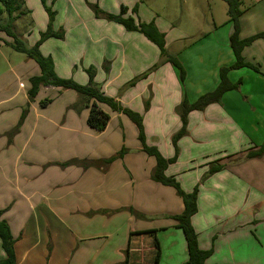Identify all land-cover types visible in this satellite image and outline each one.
<instances>
[{
    "label": "crops",
    "instance_id": "0c3cea01",
    "mask_svg": "<svg viewBox=\"0 0 264 264\" xmlns=\"http://www.w3.org/2000/svg\"><path fill=\"white\" fill-rule=\"evenodd\" d=\"M22 1L23 15L13 27L31 47L40 36L29 37L30 28L26 38L18 33L17 23L28 14L27 0ZM241 12L240 40L264 32V8ZM118 26L122 29L75 25L69 36L52 26L57 34L63 30V38H50L39 50L51 57L56 76L79 85L88 81L85 70L95 68L103 95L142 117L146 145L165 159L176 157L165 175L184 193L198 188L191 225L199 248L212 251L205 264H264V39L241 52L257 71H230L228 80L240 82L239 88L218 104L190 112L186 135L174 146L172 138L182 127L179 105L214 91L220 69L235 63L232 25L219 38L170 53L165 44L185 71L183 81L155 45ZM10 41L0 32L3 60L5 50H12L5 44ZM48 43L55 48L43 50ZM68 46L82 49L83 57H65ZM39 75L27 58L13 72L0 74V188L7 190V212L0 210V220L14 240L15 264H152L154 240L158 264H186V241L173 220L183 202L174 188L152 180L155 159L142 152L135 125L97 103L109 119L103 132L94 131L72 90L40 87L28 102L29 80ZM44 100L49 103L42 107ZM71 160L91 164L62 166Z\"/></svg>",
    "mask_w": 264,
    "mask_h": 264
},
{
    "label": "trees",
    "instance_id": "16d2710c",
    "mask_svg": "<svg viewBox=\"0 0 264 264\" xmlns=\"http://www.w3.org/2000/svg\"><path fill=\"white\" fill-rule=\"evenodd\" d=\"M222 1L227 5V16L229 19V23H231L233 28V32L229 36V46L235 57V63L231 66L223 67L220 69L219 84L214 91L204 94L192 104H189L184 100L179 105V107L177 108V112L181 119L182 127L180 131L172 138V143L174 146L181 137L186 135L187 115L190 112L202 111L211 104H218L221 101L222 96L226 92L237 90L239 88L240 82L232 84L228 80L227 74L230 71L238 70L241 68H250L257 71V69L251 64L245 63L243 61L241 52L243 48L249 46L253 41L264 39V32L256 34L245 40H240L239 18L242 14L240 6L243 4V2L242 0ZM39 2L48 15L47 30L40 34L39 40L33 46L29 47L26 42L15 32L13 27L15 20L23 15V13L21 12L23 1L0 0V32L4 33L8 38L11 39L10 42H7L5 44L13 51L24 54L28 60L34 61L40 70L39 76L32 77L29 80L31 88L27 92L28 102H32L35 99V96L37 95L40 87H54L60 88L61 90H72L77 95L76 105L79 110H88V117L86 120L87 126L99 133L105 130L109 118L108 115L99 108L97 103L105 104L110 108L112 112L125 115L137 128L138 139L142 145V152H144L147 156L153 157L155 159V167L151 176L152 180L161 185L174 188L177 196H179L183 202L182 213L173 217V220L176 222V227L183 232L186 241L188 253V260L186 264H205V261L211 256L212 251H204L199 248L197 236L191 225V218L197 213L196 200L198 188L195 187L191 193H184L180 189L178 183H176V181L172 177H167L165 175L166 169L169 165L173 164L176 161V157L165 159L156 148L146 145L142 117L129 109L122 108L112 98L103 95L101 88L94 81L96 74L95 68L90 67L85 70V73L88 76V81L85 85H79L72 79H62L56 76L53 70V62L51 57L43 56L39 48L43 44V42L50 38L62 39V31H60L59 34L52 31V22L54 21L55 13L47 7L46 0H39ZM127 11V7L122 5L120 6L118 15L96 11L98 13L95 14V17L121 25L128 32H137L144 36L149 42L157 47L160 53V57L178 71L179 79L180 81H183L185 77V71L175 57L167 54L165 49V35L159 31V29L153 22L140 23L135 22L130 17H125ZM135 12L136 6L132 9V13ZM4 14L6 15L5 19H3L2 17ZM48 103V100H44L40 103V105L42 107H45ZM26 114L27 109L23 110L20 123L23 121ZM17 127L15 128V130L18 129ZM119 156L120 154L117 155V157ZM90 164V161L71 160L62 164V166L66 167L76 165L82 168H86ZM215 172L217 171H212L211 174ZM0 242L5 254V259L0 260V264H15V254L13 248L14 240L12 239L8 224L3 220H0ZM153 247L154 255L152 264H158L160 256L159 245L155 240L153 241Z\"/></svg>",
    "mask_w": 264,
    "mask_h": 264
},
{
    "label": "rangeland",
    "instance_id": "374dc122",
    "mask_svg": "<svg viewBox=\"0 0 264 264\" xmlns=\"http://www.w3.org/2000/svg\"><path fill=\"white\" fill-rule=\"evenodd\" d=\"M242 2L240 9L243 12L250 9L259 11L264 8V0H242ZM46 5L55 13V23L52 22V26H55V29H58L57 25L61 26L68 36L73 33L75 25L84 26L86 23L87 26L108 25L122 29L114 23L96 18L95 14L98 13L96 11H100L118 15L120 6L129 7V16L135 22H153L165 35L166 49L169 53L178 48L183 49L193 45L199 39L216 38L218 35H222L227 29L226 26L229 25L227 5L222 0H46ZM135 6L136 12L132 13L131 9ZM26 9L28 14L17 23L18 33L25 36L24 33L30 28L32 33L29 37L34 39L40 36L39 31L42 30V33L47 30L48 15L39 0H27ZM43 25L44 27L41 29ZM141 39L143 38L141 37ZM25 41L26 44L28 41L31 43V40L27 38ZM52 48L55 46L48 43L43 50L51 51ZM63 53H65V57L70 54L72 59L84 55L82 49H73L69 46L63 50ZM5 57H7V61L0 58V74L13 72L18 64L26 60L23 54L8 48L5 50ZM12 137L13 135L10 136L11 139ZM6 199L7 190L2 184L0 210L3 213L7 212Z\"/></svg>",
    "mask_w": 264,
    "mask_h": 264
}]
</instances>
